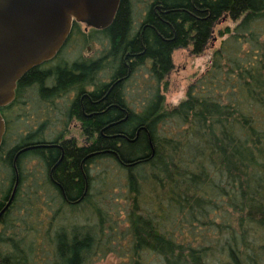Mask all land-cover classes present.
I'll return each mask as SVG.
<instances>
[{"label":"rangeland","instance_id":"1","mask_svg":"<svg viewBox=\"0 0 264 264\" xmlns=\"http://www.w3.org/2000/svg\"><path fill=\"white\" fill-rule=\"evenodd\" d=\"M157 1L125 0L126 31L117 47L106 39L108 30L90 31L65 43L53 61L61 62L59 69L46 63V76L17 92L6 112L11 127L6 150L23 144L14 159L4 154L0 161V259L13 264H264V233L245 215L249 200L264 191V170L254 158L264 129L236 94L255 69L264 73V4L241 21L222 19L208 48L196 56L191 49L172 53L148 37ZM228 27L231 34L220 37ZM224 43L241 58L227 51L214 60ZM131 52L138 54L137 63L121 69ZM171 60L174 69L164 80L159 69ZM213 60V71L187 95ZM117 71L122 74L113 80ZM86 94L100 95L105 110L116 105L126 112L127 120L115 128L123 139L119 151L99 152L97 139L84 142L70 130ZM164 103L171 113L156 114ZM68 132L78 134L76 141ZM155 144L163 150L154 159L155 170L170 175L179 168L201 197L189 209L159 217L160 236L152 240L136 233L132 222L136 215L156 216L158 207L139 165ZM90 146L91 156L77 159V150ZM58 149L56 159L50 153ZM67 155L73 157L66 161ZM218 160L224 161L221 166ZM65 162L74 169L69 182L61 179ZM59 245L65 252L56 256Z\"/></svg>","mask_w":264,"mask_h":264},{"label":"trees","instance_id":"2","mask_svg":"<svg viewBox=\"0 0 264 264\" xmlns=\"http://www.w3.org/2000/svg\"><path fill=\"white\" fill-rule=\"evenodd\" d=\"M159 3L164 9H162V12L158 11L156 17L147 24L148 37L155 39V41L158 42V46H167L172 50V53L179 49H191V53L198 56L208 48L210 41L214 37L215 29L222 19L229 17L233 21H241L242 18L250 14L251 10L256 6L258 7L264 4V0H159ZM125 24L126 19L123 17L122 10L120 9L115 23L110 27L109 32L106 33V39L110 40L112 47H114V45L117 47L124 39L123 37L126 31ZM218 34L223 38L231 34V29L228 27L225 30L219 31ZM71 36L73 39L70 40H74L78 37L86 38V35L81 36V34L77 32V28L73 30ZM137 48L140 49L141 46L138 45ZM227 51H231L233 55L235 53L234 56L237 60L241 58V52L239 50L228 47L227 44L224 43L216 50V55H214L213 59H218L223 52L228 53ZM131 54L133 57L126 59L127 61L121 69L127 70L128 66L131 67L133 64L135 65L137 63V61L134 63L133 58L137 59L138 54L136 52H131ZM214 60L208 71L193 81L189 86L187 95L191 93L199 82L205 80L209 73L213 71V68H215ZM44 66L45 64L28 73L22 79L20 87L24 85L27 86L41 79L43 75H41L38 70H43ZM173 66V61L171 60L168 66L163 65L160 67L159 71L160 74H162V78L164 77V80L171 74L174 69ZM253 72L255 76L251 77V81L245 80L243 85L241 82L236 94L238 101L246 103L251 108L252 112L258 115L260 127L264 129V73L260 72L259 68L255 69ZM65 74L67 73L63 75ZM120 74H122L121 71L115 72L112 76L113 80L120 78ZM63 77H59V83L64 82L66 78L64 77V79ZM88 99L86 100V110L84 111L86 115L82 113L77 115V120L83 124L85 130L84 134L87 139L84 142L97 139L99 146L96 149L99 152H103L108 148L119 151L123 147V139L117 138L115 128L127 120L125 115L126 112L116 105H112L105 110L104 106H106V104H103L104 101L100 100V95L94 94L91 96V101ZM14 103L2 110L4 119L6 120V134L0 149V161L4 154L6 158L14 159L13 157L18 155L23 144H18L14 148L6 150L7 135L11 131L10 121L6 112L11 109ZM155 113L158 115H167L171 113V110H169L168 106L164 103L162 109L161 107L155 109ZM141 143L143 145L145 141ZM92 147L93 146L77 150V159L86 156L90 157L91 151H94ZM46 150L47 148L41 151L40 155L44 156L47 153ZM132 150L133 149H129L127 154L131 155L133 153ZM162 151L161 145L155 144L152 149H150L149 156L143 155L139 161V165H141V168L144 169L146 174L144 184L149 189L151 200H153L158 207L156 216L136 215L132 222L133 229L136 233L142 234L152 240L160 236V228L157 222L159 217H163L165 212L167 213L174 209H189V207L201 197L200 192L194 191L189 187L190 182L188 180V175L179 170V168L171 172L170 175L155 170L154 159L162 155ZM42 152H44V154ZM50 154L57 159L61 156V151L58 149L54 153L52 151ZM72 157L73 156L67 155L66 161ZM254 158L255 165L264 170V141L256 147ZM223 162V160H218L220 166ZM67 165L66 162L62 164L61 179L64 182L70 181V170H74ZM245 215L250 224L264 233V191L249 200ZM13 242L14 241L11 240V243ZM64 252V246L59 245L55 255H62ZM0 264L13 263L9 259L4 258L0 259ZM23 264L34 263L26 262Z\"/></svg>","mask_w":264,"mask_h":264},{"label":"water","instance_id":"3","mask_svg":"<svg viewBox=\"0 0 264 264\" xmlns=\"http://www.w3.org/2000/svg\"><path fill=\"white\" fill-rule=\"evenodd\" d=\"M121 0H0V149L6 133L1 110L16 100L22 79L52 60L74 23L105 29Z\"/></svg>","mask_w":264,"mask_h":264},{"label":"flooded vegetation","instance_id":"4","mask_svg":"<svg viewBox=\"0 0 264 264\" xmlns=\"http://www.w3.org/2000/svg\"><path fill=\"white\" fill-rule=\"evenodd\" d=\"M124 3H125V0H121L120 1V4H119V7H118V11H119V9H124ZM153 9H157V12L159 11V12H162V9H164L163 8V6L159 3V1H157V3H156V6H154V8ZM118 11H117V13H116V15H115V18H114V21L112 22V24L109 26V27H107V28H105V29H101V30H95V28H93V27H90V26H87V27H85V28H83L82 27V23H74L73 24V27H72V33H73V30H75V28H77V32L78 33H80L81 34V36H87L88 37V33L90 32V31H109V29H110V27L115 23V19H116V17H117V14H118ZM157 12H155L156 13V15L158 14ZM84 25V24H83ZM72 33H71V35H72ZM70 35V37L68 38V40H67V42L69 43V42H72V41H74V40H76V41H78L79 39H83V37H78V38H75L74 40H70V39H73V37ZM86 41V40H85ZM65 46V45H64ZM64 46L61 48V50L57 53V55L52 59V60H50V61H47V62H45V63H43V64H46L47 63V65L48 66H50L51 64H52V67H54V68H57V69H59L60 68V64H61V62L59 61L58 63L59 64H57V65H53V61L54 60H57V59H59V55H60V53H61V51L64 49ZM131 57H133V55L131 54V53H128L127 54V56H126V59H128V58H131ZM51 62V63H50ZM42 64V65H43ZM39 67H41V66H39ZM56 69V70H57ZM67 70V69H66ZM39 72H40V74L41 75H43V76H46V73L44 72V71H40V70H38ZM68 71V70H67ZM50 73H51V71H49ZM34 82H36V81H34ZM21 84H22V82H20ZM18 84V86H17V89H16V97H17V92L19 91V89H21L22 88V86L20 87V85L21 84ZM33 83V82H32ZM31 84V83H30ZM25 86V85H24ZM23 86V87H24ZM93 94H86V95H84L82 98H81V100H80V102H81V107H80V109H79V111L77 112V114L71 119V121H70V124H71V126L72 127H70V130H71V128H72V130H74V131H78L80 134H81V137L84 139V141H86V137H85V134H84V132H85V130H84V128H83V124L81 123V122H79V120H77V118H78V116L77 115H79V114H83V115H86L85 113H84V111L86 110V100L88 99L89 101H91V96H92ZM11 105V104H10ZM8 107V106H7ZM6 108V107H5ZM5 108H3V109H5ZM2 109V110H3ZM2 110H1V113H2ZM2 115L4 116V114L2 113ZM125 115H126V113H125ZM127 116V115H126ZM6 134V133H5ZM68 137H70V138H72L73 140H75L76 141V139H77V136H78V134H71V133H69L68 132Z\"/></svg>","mask_w":264,"mask_h":264}]
</instances>
